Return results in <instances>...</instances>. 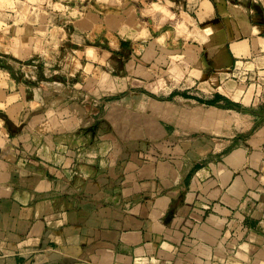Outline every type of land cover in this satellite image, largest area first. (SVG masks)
<instances>
[{
  "label": "crops",
  "instance_id": "1",
  "mask_svg": "<svg viewBox=\"0 0 264 264\" xmlns=\"http://www.w3.org/2000/svg\"><path fill=\"white\" fill-rule=\"evenodd\" d=\"M0 264H264V0H0Z\"/></svg>",
  "mask_w": 264,
  "mask_h": 264
}]
</instances>
